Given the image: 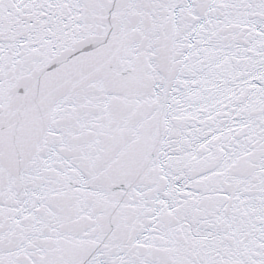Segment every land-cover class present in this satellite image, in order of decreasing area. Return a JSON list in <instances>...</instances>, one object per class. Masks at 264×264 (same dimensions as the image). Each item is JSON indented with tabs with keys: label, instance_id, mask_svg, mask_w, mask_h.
Wrapping results in <instances>:
<instances>
[{
	"label": "snow or ice",
	"instance_id": "snow-or-ice-1",
	"mask_svg": "<svg viewBox=\"0 0 264 264\" xmlns=\"http://www.w3.org/2000/svg\"><path fill=\"white\" fill-rule=\"evenodd\" d=\"M0 264H264V0H0Z\"/></svg>",
	"mask_w": 264,
	"mask_h": 264
}]
</instances>
